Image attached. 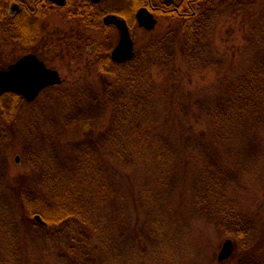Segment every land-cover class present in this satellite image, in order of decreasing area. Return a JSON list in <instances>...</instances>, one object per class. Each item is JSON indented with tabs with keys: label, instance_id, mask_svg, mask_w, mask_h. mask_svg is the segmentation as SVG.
Listing matches in <instances>:
<instances>
[{
	"label": "rangeland",
	"instance_id": "obj_1",
	"mask_svg": "<svg viewBox=\"0 0 264 264\" xmlns=\"http://www.w3.org/2000/svg\"><path fill=\"white\" fill-rule=\"evenodd\" d=\"M210 3L215 11L191 52L178 20L155 15L152 30L134 20L139 70L114 75L101 74L94 57L98 46L110 52L117 44L113 26L87 30L60 12L40 23L45 31L32 47L0 34L1 69L31 53L63 80L24 100L7 125L8 140L0 141V264H264V124L220 139L210 120L228 99L242 104L241 82L264 62V0ZM171 30V54L165 43L150 42ZM104 88L111 96L105 110L97 100ZM120 95L118 125L113 105ZM145 105L148 131L169 142L173 159L134 153L137 166L125 154L126 140L142 132L148 116L134 115ZM242 119L228 115L220 126L227 131ZM82 146L95 148L94 167L77 184ZM91 168L101 171L102 188L90 183ZM23 194L48 206L65 195L59 202L76 217L47 225L35 214L39 224ZM237 227L246 235L237 236ZM227 240L233 254L220 263Z\"/></svg>",
	"mask_w": 264,
	"mask_h": 264
},
{
	"label": "trees",
	"instance_id": "obj_2",
	"mask_svg": "<svg viewBox=\"0 0 264 264\" xmlns=\"http://www.w3.org/2000/svg\"><path fill=\"white\" fill-rule=\"evenodd\" d=\"M159 1L160 0H129V3L130 5L133 4L136 8L142 6L147 7L151 11V8L158 5L159 3L160 7L157 13L160 17L168 18L171 20H178V22L181 23L182 33L185 41L184 48L191 52L192 48L195 45V42H197L199 39L197 37L199 36L200 30L203 28L208 17H210L209 13L215 11L212 7L209 8V6L212 5L210 3V0H177L176 6H174L173 3L167 5L162 1ZM13 2H17L18 4L23 5L21 6V10L17 14L10 16L8 15V10ZM42 3H45L44 7L42 6ZM51 5V2H47L44 0H0V34L6 39H10L13 42L16 41L21 48L34 46L38 42L39 37H41V34L44 33V25L40 26V23L44 22L47 18V15L52 13ZM65 6L70 9L67 13H63L61 15L65 16L66 18L76 20L77 17L80 18L87 30L100 29L103 26L102 19L105 15L104 11L115 13L120 12L118 10L112 11L111 9H107V7L105 6H99L96 14L91 16L88 15L87 12H84L83 14H77V9H74L75 7L77 8V3L75 2H67ZM61 9L58 10L60 11ZM121 17L125 19L129 27L132 28L135 23L133 14H122ZM174 41L175 36L172 30L168 32V35L164 37L163 40H158L157 37H154L150 40V42L165 43L167 48H170V54L171 46ZM94 54L97 69L101 74L114 75L120 71H126V68L130 66L133 68H138V61L135 60L136 55L132 58V60L128 62H114L110 58L109 50H101V46H98ZM166 55L167 53L164 54V56ZM251 73L252 75L249 79L250 81H242L241 91L237 92L238 99H242V104L238 105V103H236L237 105L235 106L232 103L231 99H228L226 105L228 107L227 109H225V111H220V108L217 106L215 107L214 113L210 116V120L213 127L215 128L217 138H232L234 135H232L231 133L233 132L238 133L246 131L247 134H251V131H253L255 128L258 129L259 126L264 124V62H262L259 67H257V71L253 69ZM258 77H262V79L260 81H256V78ZM105 88L102 91V95L97 98V100L100 99L99 103L101 102L98 105L100 106V108H104V110L106 109L108 100L111 98V96H109L110 91L105 90ZM121 99L122 95L119 96L117 102L115 103L114 96L113 106L115 114L118 111V121L116 120L118 122V125L119 121L123 120V117L120 115V110L124 109V105ZM119 101L121 102V104ZM24 103L25 102L22 97L12 93L4 95L0 99V141L5 143L6 140H8L7 125L16 119L18 110ZM139 103L137 105H139ZM137 108L135 109V111L137 110ZM148 108L149 107L145 105L144 109L137 110V113H135L134 115H138V120L145 115L148 116L145 118V122L142 123V132L140 129L139 133L130 131L128 134V136L130 137H127L126 140V147L128 150H125L128 151V153L126 152L125 154L128 158L130 157L132 159V162L129 163L137 166H139L141 157H137L134 153H137L139 155L144 154L145 156L151 155L153 160L157 157L160 159L159 163H164L165 161L173 159V153H171L172 146L169 144V142L151 134L148 131ZM228 115L234 116L235 118L242 117L243 119L240 122L228 125L227 127L229 128V130L223 131L222 126H220L221 120L224 121V117H227ZM246 116L249 118L245 119ZM153 129L156 131V128L153 127ZM108 131L109 130H107L106 132L108 133ZM140 138L142 139V141L140 140ZM82 147L85 149L84 152H82L84 156L79 157V155H77V184L79 182H82L83 179L86 180V178L90 176L83 170L91 167V164L94 162L93 159L95 156L94 147ZM208 155L209 152L206 151V156ZM92 167H94V163ZM93 169L91 168V172L96 173L92 175L94 180H91L90 183H92L93 186H96L97 189L101 185V179L99 178L101 171H95ZM80 172L82 173V176H80ZM104 189L106 188L103 185V190ZM27 197L28 196L23 194L21 196V203L26 207L29 215L35 216V214H39L41 218L47 223V225H59L61 223H65L69 218L76 217L73 212L66 209L67 206H64V201L59 202L60 199L65 200V195L64 197H57V202H55L54 204H52L51 202L50 206H48L43 200H37L31 203ZM77 219H79L78 214ZM236 220L238 219H236L235 217V223H237ZM235 232L239 237L246 235L243 229H239V227L235 229ZM86 257L83 258L85 259Z\"/></svg>",
	"mask_w": 264,
	"mask_h": 264
},
{
	"label": "water",
	"instance_id": "obj_3",
	"mask_svg": "<svg viewBox=\"0 0 264 264\" xmlns=\"http://www.w3.org/2000/svg\"><path fill=\"white\" fill-rule=\"evenodd\" d=\"M135 18L138 26L146 30L154 29L157 23L153 14L146 8L139 9ZM104 22L116 26L120 31L119 42L111 52L112 60H130L134 54V44L126 22L116 16L106 17ZM62 81L58 71L47 67L36 55H24L16 62L9 64L6 69H0V98L7 93H12L23 97L26 102H33L43 90L59 85ZM34 218L37 223L44 224L40 216L36 215ZM232 254L233 243L231 240H227L224 242L217 260L220 263L224 262Z\"/></svg>",
	"mask_w": 264,
	"mask_h": 264
},
{
	"label": "flooded vegetation",
	"instance_id": "obj_4",
	"mask_svg": "<svg viewBox=\"0 0 264 264\" xmlns=\"http://www.w3.org/2000/svg\"><path fill=\"white\" fill-rule=\"evenodd\" d=\"M44 1H47V2H51L52 3V5H51V8H52V13L53 14H57V13H60V12H62V13H67L68 11H69V9L70 8H67L65 5H66V3L67 2H75V3H77V8L75 7L74 9H77V14H83L84 12H87L88 13V15H95L96 14V11L98 10V7L99 6H105V7H107V9H111L112 11L113 10H118V11H120V12H118V13H115V12H105L104 11V13H105V15H104V13H103V19H102V22H103V24L105 25V26H113V27H115L118 31H119V29L116 27V26H114V25H109V24H105V22H104V19L106 18V17H111V16H116L118 19H120V20H124L125 22H126V20L125 19H123L122 17H121V15L122 14H133V17H134V20L136 21V18H135V15H136V12L139 10V9H141V8H146L148 11H150L154 16L156 15V16H159L158 15V9H159V3H158V5H156V6H154V7H152L151 9H152V11L151 10H149L147 7H144V6H142V7H138V8H136V7H134V5L132 4V5H130V3H129V0H44ZM160 1H162L163 3H165V4H167V5H169V4H174V6H176V1L177 0H168L167 2L165 1V0H160ZM159 1V2H160ZM107 2H109V3H107ZM107 3V4H106ZM111 3V4H110ZM115 3V4H114ZM23 4H18L17 2H13L11 5H10V7H9V10H8V15H10V16H13V15H15V14H17L20 10H21V6H22ZM42 6L44 7L45 6V3H42ZM134 7V8H133ZM62 8V9H61ZM112 8H114V9H112ZM58 9H61L60 11L58 10ZM61 13V14H62ZM86 14V13H85ZM49 15V14H48ZM47 15V16H48ZM126 25L129 27V25L127 24V22H126ZM136 25H137V21H136ZM44 28H45V26H44ZM129 30H130V27H129ZM44 31H45V29H44ZM119 39H120V31H119ZM118 42H119V40H118ZM118 42H117V44H118ZM15 43H17L16 41H15ZM116 44V45H117ZM18 45V44H17ZM116 45L112 48V50L109 52V55H110V58H111V52L113 51V49L116 47ZM29 47H32V46H29ZM28 54H31V53H28ZM28 54H26V55H28ZM21 58V57H20ZM112 59V58H111ZM18 60V59H17ZM16 60V61H17ZM16 61H14V62H16ZM43 61V60H42ZM13 62V63H14ZM44 62V61H43ZM45 63V62H44Z\"/></svg>",
	"mask_w": 264,
	"mask_h": 264
}]
</instances>
